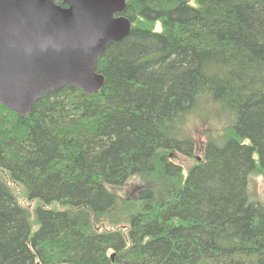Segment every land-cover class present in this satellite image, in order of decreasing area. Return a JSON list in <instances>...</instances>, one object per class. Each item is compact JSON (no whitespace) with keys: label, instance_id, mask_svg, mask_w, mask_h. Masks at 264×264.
Instances as JSON below:
<instances>
[{"label":"trees","instance_id":"obj_1","mask_svg":"<svg viewBox=\"0 0 264 264\" xmlns=\"http://www.w3.org/2000/svg\"><path fill=\"white\" fill-rule=\"evenodd\" d=\"M126 2L98 93L0 104V264H264V0Z\"/></svg>","mask_w":264,"mask_h":264},{"label":"water","instance_id":"obj_2","mask_svg":"<svg viewBox=\"0 0 264 264\" xmlns=\"http://www.w3.org/2000/svg\"><path fill=\"white\" fill-rule=\"evenodd\" d=\"M56 1L0 0V103L21 116L64 86L98 93L100 55L132 28L126 0Z\"/></svg>","mask_w":264,"mask_h":264},{"label":"rangeland","instance_id":"obj_3","mask_svg":"<svg viewBox=\"0 0 264 264\" xmlns=\"http://www.w3.org/2000/svg\"><path fill=\"white\" fill-rule=\"evenodd\" d=\"M213 121L211 123H208V124H203V122H200L199 123V126H201L202 128H199L198 129V132H197V138L199 140H205V137L201 136L202 135V132L205 134L208 132V130L211 129V125H212ZM200 143V142H199ZM198 155H200V150H198ZM200 160V156H197ZM257 157V155H256ZM182 159V157H181ZM180 160V158H179ZM181 161V160H180ZM183 163H187V160L186 161H182ZM250 192H251V198L253 196L252 199H264V177L262 175H259V174H253L252 175V178H251V182H250ZM249 201L251 202H255L253 200H251L249 198Z\"/></svg>","mask_w":264,"mask_h":264}]
</instances>
